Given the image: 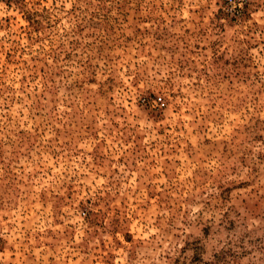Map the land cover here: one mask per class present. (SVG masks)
<instances>
[{
  "label": "rangeland",
  "instance_id": "374dc122",
  "mask_svg": "<svg viewBox=\"0 0 264 264\" xmlns=\"http://www.w3.org/2000/svg\"><path fill=\"white\" fill-rule=\"evenodd\" d=\"M0 264H264V0H0Z\"/></svg>",
  "mask_w": 264,
  "mask_h": 264
}]
</instances>
